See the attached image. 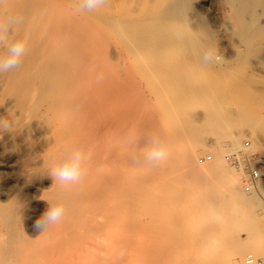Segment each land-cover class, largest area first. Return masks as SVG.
Segmentation results:
<instances>
[{
	"label": "rangeland",
	"instance_id": "obj_1",
	"mask_svg": "<svg viewBox=\"0 0 264 264\" xmlns=\"http://www.w3.org/2000/svg\"><path fill=\"white\" fill-rule=\"evenodd\" d=\"M52 1L59 8L60 124H48L43 115L46 94L34 98L24 115H0L8 125L0 130L1 157L12 161L0 168V264H231L220 241L202 230L206 207L194 202L210 185L216 194L221 190L215 182L220 162L212 145L194 155L184 152L193 139L183 130L201 126L202 120H193L197 113L203 115L220 101L221 91L241 82L244 90L222 101L224 108L264 115V95L260 102L250 97L257 87L264 89V73L254 80L241 70L195 97L181 81L160 82L140 71L139 57L105 22L107 6L88 13L76 10L77 0ZM133 128L141 140L135 151L149 149L154 134L170 142L165 163L130 164L134 149L123 139ZM259 144L264 149V139ZM74 145L91 152L87 176L78 185H52L46 171L52 158ZM220 152L223 158L227 151ZM207 153L211 159L201 162L199 156ZM237 176L243 187L242 173ZM56 197L66 202L64 216L44 231L36 229L46 200ZM253 253L264 256V249Z\"/></svg>",
	"mask_w": 264,
	"mask_h": 264
},
{
	"label": "bare ground",
	"instance_id": "obj_2",
	"mask_svg": "<svg viewBox=\"0 0 264 264\" xmlns=\"http://www.w3.org/2000/svg\"><path fill=\"white\" fill-rule=\"evenodd\" d=\"M5 14L22 18L8 42L25 34L29 41L20 68L0 75V115H24L34 98L46 94L49 102L43 115L48 124H60L59 8L52 0H0V16ZM104 20L120 32L129 51L139 57L143 74L160 82L181 81L179 86L191 90L194 96H205L217 82L241 70L254 80L264 73V0H109ZM5 48L0 45V54ZM243 90V82L225 88L220 92L223 96L218 97L220 101L210 103L203 115L198 112L193 120H202L203 124L194 128L186 125L190 129L185 128L183 134L193 140L188 149L187 144L183 147L184 152L192 150L189 155H194L199 147L212 145L220 162L215 168L219 183L215 182H221V190L216 194L217 189L210 185L194 201L206 207L202 230L213 241H220L231 264H256L248 263L244 254L264 249V206L260 197L264 198V184L257 182L246 190L243 181L241 187L237 176L241 169L231 164L238 173L227 170L221 161L227 160L220 152L236 151L248 135L253 142L243 151L257 149L264 156L259 144L264 139V115L251 109L234 113L222 102ZM263 95L264 89L257 87L250 97L260 102ZM1 156L0 150V168L12 165Z\"/></svg>",
	"mask_w": 264,
	"mask_h": 264
},
{
	"label": "clouds",
	"instance_id": "obj_3",
	"mask_svg": "<svg viewBox=\"0 0 264 264\" xmlns=\"http://www.w3.org/2000/svg\"><path fill=\"white\" fill-rule=\"evenodd\" d=\"M109 0H77V11L92 13L106 7ZM22 23L18 15L5 14L0 16V45H6L5 52L0 54V75L9 73L20 68L22 59L26 55L29 41L28 35L17 36L14 39V30ZM102 80V76L97 77ZM0 130H8L6 122H0ZM140 136L136 130L130 129L123 139V143L134 149L129 162L133 167L149 168L165 163L170 154V142L164 137L154 134L149 137V149L135 151L140 144ZM92 155L90 151L82 146L74 145L58 152L51 160L47 168V175L52 179L53 184L78 185L83 182L88 174L91 165ZM47 209L42 213L35 223L38 230H46L50 225L59 222L65 214L66 202L59 197L53 200H46Z\"/></svg>",
	"mask_w": 264,
	"mask_h": 264
},
{
	"label": "built area",
	"instance_id": "obj_4",
	"mask_svg": "<svg viewBox=\"0 0 264 264\" xmlns=\"http://www.w3.org/2000/svg\"><path fill=\"white\" fill-rule=\"evenodd\" d=\"M250 145L251 140L246 139L242 148L236 151H228L224 155L230 164L241 169L246 190H250L257 182L264 180V157L257 155V153L243 151V148L246 150ZM211 157L212 155L208 153L200 155L199 160L206 161ZM246 261L248 263L264 264V256L248 253Z\"/></svg>",
	"mask_w": 264,
	"mask_h": 264
}]
</instances>
